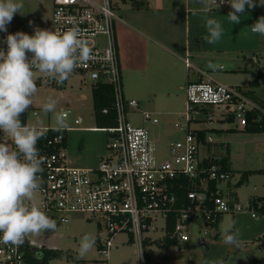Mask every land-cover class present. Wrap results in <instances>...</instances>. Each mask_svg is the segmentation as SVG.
Instances as JSON below:
<instances>
[{"label":"built area","instance_id":"2783aa9c","mask_svg":"<svg viewBox=\"0 0 264 264\" xmlns=\"http://www.w3.org/2000/svg\"><path fill=\"white\" fill-rule=\"evenodd\" d=\"M219 3L221 0L211 1V5ZM222 4L228 5V0ZM53 5V30L63 32L73 26L79 27L92 50V58L81 63L73 74L90 82L92 89L100 84L111 86L116 125L100 128L108 134V154L101 158L99 165L76 167L69 164L66 150V132L71 128L60 133L54 131V127L36 124L48 129L46 137L37 143L40 154L46 158L44 171L39 174L43 184L36 193L38 208L45 213L58 214L64 223L73 216L96 222V247L107 262L117 235L125 233L126 243L136 247L137 264H148L147 255L158 241L170 238L177 243L189 242L191 223L195 219L202 218L206 225L204 234H207L209 228L217 227L219 217L225 213L249 212L258 217L250 207L232 202L224 195L220 185L232 175L223 171L220 165L206 162L220 157L212 149L214 138L207 134L206 141L212 143L208 151L198 137L202 129L190 128V122L198 120L200 114L211 120L213 116L209 114L216 109L226 113L223 119L232 116L236 127L244 130L247 111L257 107L245 94L246 90L212 77L189 82L186 85L187 122L184 126L175 124L183 136L169 144L167 158L159 159L146 125L147 122L158 123V117L141 110L137 100L127 99L124 95L116 35L120 18L112 0H53ZM0 49L6 51L7 45H0ZM28 55L30 58L31 53ZM185 63L192 66L188 57ZM66 112L72 113L71 110ZM108 112V109L103 110L105 114ZM132 112L141 114L139 125L129 121L128 114ZM40 118L41 110L31 107L21 120L32 125V119ZM82 121L78 117L74 123L78 125ZM0 143L13 147L10 138L3 133H0ZM183 179L188 181L189 188L185 192V203L181 205L177 192ZM212 181L217 183L215 191L211 189ZM152 232L158 235L151 236ZM43 247L35 246L29 237L18 248L0 244V264H30V256Z\"/></svg>","mask_w":264,"mask_h":264},{"label":"rangeland","instance_id":"374dc122","mask_svg":"<svg viewBox=\"0 0 264 264\" xmlns=\"http://www.w3.org/2000/svg\"><path fill=\"white\" fill-rule=\"evenodd\" d=\"M43 8L41 29L53 30L52 11L53 0H38ZM117 14L123 15L125 10L131 9V0H112ZM22 14L14 15L13 20L7 25V32H2L0 45L4 43L8 34L24 32L34 34L35 22L34 1L23 0ZM258 14L246 16V20L232 25L224 16H219L221 11H231V6L209 4V9L218 12L211 17L217 18L224 26V34L216 44L206 46L219 51L209 52L203 56V66L208 68L207 74L217 81L227 85H249L253 90L252 97L260 105H264V36L252 33L250 30L260 17L264 16V5L256 2ZM221 17H224L223 19ZM37 20V19H36ZM226 24H228L226 26ZM178 37L181 34L176 28L171 30ZM160 27L157 35L160 36ZM193 32V31H192ZM159 33V34H158ZM183 35V31H182ZM182 42L184 38L181 37ZM194 42V35L191 34ZM194 54L198 55L196 52ZM153 55V54H152ZM255 57L256 60L250 59ZM253 57V58H254ZM140 59V58H139ZM142 60V59H141ZM191 60L193 58L191 57ZM254 60V61H253ZM214 63L222 65L213 70L207 65ZM123 89L127 99H135L139 102L141 110L152 112L158 117L159 122H147L156 149L157 158L165 159L168 155L170 143L182 138L183 132L175 124L186 125V112L188 109L186 98V82L189 74L193 79L196 68H188L180 56L171 53L157 54L152 56L145 70L129 69L122 67ZM260 71L259 84H253ZM37 92L33 97L32 108L41 110L40 119H32V124L55 127V119L52 113L45 114L42 105L51 96L57 101L56 110L61 109L72 113L68 116L69 129L67 136V155L70 161L76 160L74 166L97 167L101 158L108 154L106 148L108 134L100 129L95 118V108L92 97L90 82L80 75L73 74L64 82L57 85L43 74L37 72ZM208 78V76H204ZM247 91V87H244ZM170 90V91H167ZM169 93V94H168ZM252 100V99H251ZM253 101V100H252ZM198 120L190 122L192 129H207L215 143L213 152L215 155L229 156V165L232 170L231 179L221 184L222 191L232 202H239L244 207H250L258 217H253L249 212L225 213L217 227L209 228L204 234L206 225L202 218L195 219L191 223V239L189 242H178L173 247H161L154 244L149 252L148 264H264V214L250 206V198L264 195V133H249L236 127L234 121L223 119L226 113L214 109L209 114L210 120L200 114ZM81 117L82 123L76 125L75 119ZM129 121L134 124L142 122L139 112L128 114ZM213 129V130H212ZM228 145L225 149L221 144ZM217 151H216V147ZM202 156L205 151L202 150ZM252 171L248 178L238 184L243 174ZM39 206V197L35 194L32 201ZM49 217L57 220V228L52 232H42L38 236H28L35 246L42 245L46 248L59 249L62 255L50 260L49 264H137L136 247L126 243L127 235H117L111 250L110 260L105 261L95 247L83 259L77 260V250L80 239L85 234L97 237L98 227L96 222L88 221L83 217L73 216L64 223L56 213H46ZM232 226L233 231L240 232V247L226 246L222 241V229ZM152 232L151 236H157ZM200 239L205 241L206 246H201ZM148 248H146V251ZM263 261L262 263H260Z\"/></svg>","mask_w":264,"mask_h":264},{"label":"clouds","instance_id":"9594fccd","mask_svg":"<svg viewBox=\"0 0 264 264\" xmlns=\"http://www.w3.org/2000/svg\"><path fill=\"white\" fill-rule=\"evenodd\" d=\"M204 6L203 17L208 44H216L224 34L222 24L207 15L209 0H196ZM257 0H228L232 11L227 15L234 25L241 22L245 5L256 6ZM224 0H221V4ZM264 5V0H258ZM23 0H0V32H7L15 14H22ZM250 30L264 36V16L260 17ZM4 43L7 50L0 49V133L7 135L13 147L0 143V244L19 247L28 236L52 232L57 220L49 217L32 201L42 188L46 158L40 154L37 143L46 137L48 129L36 124L27 125L21 117L29 111L37 92L39 72L63 85L75 69L92 58V50L83 38L79 27L73 26L63 32L34 28V34L24 32L8 34ZM29 53L31 57L29 58ZM207 67L216 70L222 65L209 63ZM57 101L49 96L42 105L45 114L52 113L55 119L54 131L62 133L69 128L68 113L56 110ZM62 137H58L60 139ZM240 232L232 226L222 229V241L226 246L240 247ZM97 237L85 234L81 237L76 259L80 260L95 247ZM42 258V253H37ZM218 264H223L219 261Z\"/></svg>","mask_w":264,"mask_h":264},{"label":"crops","instance_id":"0c3cea01","mask_svg":"<svg viewBox=\"0 0 264 264\" xmlns=\"http://www.w3.org/2000/svg\"><path fill=\"white\" fill-rule=\"evenodd\" d=\"M33 1L34 15L36 16L34 19L37 22L36 27L41 29L43 26L42 19L37 16H43V8L40 6V1ZM211 1L209 0V4H211ZM257 10L258 7L256 6L249 8L245 5V12L240 14L241 21L246 20V16L248 15L258 14V12L256 13ZM229 12V10L226 12L221 11L219 16H226V19ZM211 13L214 15L218 12H213V9H209L207 15L211 17ZM204 15V6L197 3L196 0H146V6L139 9L135 8L131 3V9L125 10L123 15L119 12L118 16L120 20L116 24L121 70H123L122 67L124 65L129 67V69L145 70L149 59L152 56L155 57L161 51V54L171 53L174 56H180L184 63L185 59L189 58L192 64L191 67L194 66L196 68L195 77L197 79H193L188 74L187 78H183L186 85L191 81L201 78L205 79L204 76L210 77L207 74L208 68L203 66V56L209 52L219 51L220 48L216 49L214 47L212 49L206 46V42L203 39L207 34L204 27ZM224 17L221 18L223 19ZM158 27H160V36L157 35ZM222 27L224 28L223 25ZM174 28L181 32L179 37L171 31ZM192 33L194 35V44L191 40ZM1 34L2 32H0V36H2ZM181 37L184 38V42H182ZM2 39L6 40V37ZM194 52L198 55L194 54ZM191 57L193 60H191ZM253 57L250 59L256 60ZM223 68L220 67V69ZM244 87L253 91L247 84H244ZM68 162L74 166L78 161H70L68 158Z\"/></svg>","mask_w":264,"mask_h":264},{"label":"trees","instance_id":"16d2710c","mask_svg":"<svg viewBox=\"0 0 264 264\" xmlns=\"http://www.w3.org/2000/svg\"><path fill=\"white\" fill-rule=\"evenodd\" d=\"M132 4L135 8L139 9L141 7L146 6V0H131ZM259 77H260V71L256 77V79L253 81V84L258 85L259 84ZM253 91L247 90L245 91V94L252 99L257 107L251 110L247 111V125L244 130L245 132L249 133H264V105H260L257 101H255L252 97ZM92 97H93V103L95 108V118L98 124L100 125V128L103 127H110L116 125V112L114 108V95L113 91L110 85L107 84H100L96 85L92 89ZM104 109H108L109 112L107 114L103 113ZM207 111V110H205ZM230 121H233V117L227 118ZM213 130V129H212ZM208 134L207 129H202L198 132V137L204 145H206V149L209 151L212 143H208L206 141V137ZM222 146L224 143H221ZM229 146L226 145L225 149H227ZM206 162H211V164L220 165L221 169L225 172H229L232 175V170L230 169L229 165V156L223 155L220 157H213L210 160H206ZM252 173V171H247L243 174L242 180L238 183L241 184V182L248 178L249 174ZM180 188L177 192L180 196V204L185 203V192L189 188L188 181L186 179L180 180ZM217 183L215 181L211 182V189L216 190ZM250 206L254 207V209L258 212H261L264 214V195L262 196H255L253 198H250ZM222 216L219 217V220ZM174 224V219L170 221L169 228L172 229ZM218 226V225H217ZM158 243H162L161 246L163 247H171L177 244V241L175 239L166 238L164 242L158 241ZM37 253H42V258H37ZM35 255H31L29 259L30 264H49L50 260L58 258L62 255V251L59 249H53V248H46L43 247L37 251ZM150 255H147V258L149 259ZM261 261L260 263H262Z\"/></svg>","mask_w":264,"mask_h":264},{"label":"water","instance_id":"95a60500","mask_svg":"<svg viewBox=\"0 0 264 264\" xmlns=\"http://www.w3.org/2000/svg\"><path fill=\"white\" fill-rule=\"evenodd\" d=\"M217 148H218V146L216 147V151H217ZM200 244H201V246H205V241L203 239H200ZM204 264H209V263H204Z\"/></svg>","mask_w":264,"mask_h":264},{"label":"flooded vegetation","instance_id":"af4514ba","mask_svg":"<svg viewBox=\"0 0 264 264\" xmlns=\"http://www.w3.org/2000/svg\"><path fill=\"white\" fill-rule=\"evenodd\" d=\"M206 246V245H205ZM205 248H207V251H208V247L206 246Z\"/></svg>","mask_w":264,"mask_h":264}]
</instances>
